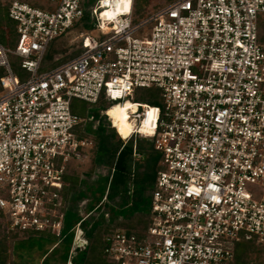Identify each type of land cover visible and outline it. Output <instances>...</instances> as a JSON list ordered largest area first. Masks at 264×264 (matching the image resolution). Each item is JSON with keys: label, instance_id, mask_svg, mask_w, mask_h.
I'll list each match as a JSON object with an SVG mask.
<instances>
[{"label": "built area", "instance_id": "1", "mask_svg": "<svg viewBox=\"0 0 264 264\" xmlns=\"http://www.w3.org/2000/svg\"><path fill=\"white\" fill-rule=\"evenodd\" d=\"M0 1L18 33L14 49L0 43V210L12 229L62 232L64 216L56 224L51 211L71 162L93 146L79 128L99 124L76 113L74 99L114 106L156 88L161 105L131 101L127 135L112 106L101 110L124 144L134 140L136 157L139 139L161 156L147 234L117 229L106 253L117 264H229L247 241L264 264V0H173L139 22L135 0ZM87 10L108 37L81 34L77 56L40 73L50 42ZM9 53L28 78L14 74Z\"/></svg>", "mask_w": 264, "mask_h": 264}, {"label": "trees", "instance_id": "2", "mask_svg": "<svg viewBox=\"0 0 264 264\" xmlns=\"http://www.w3.org/2000/svg\"><path fill=\"white\" fill-rule=\"evenodd\" d=\"M149 1L150 0H135V12H140V8H144L143 3L145 4ZM3 4L4 3L0 1V5L2 6ZM32 4L37 5L35 3ZM1 13H4L3 10L0 11V16L2 15ZM147 14L148 13H144V16ZM7 15L9 17V8ZM81 20L87 25L93 24L91 22L90 11L87 10ZM16 26L17 25H15V32L17 33ZM77 26L78 22L75 27ZM93 27L94 24L92 25V28ZM2 28L4 31L11 32V29L7 25ZM259 31L260 41L264 43V19L260 21ZM6 45H10V39ZM151 101L154 102L155 100L151 99ZM97 104L104 107V109H109L112 106V103L104 99H101ZM97 115L99 118H94L95 120H99V124L96 126L93 135L91 134L93 136V146L91 149L93 151L94 167H97L101 162H105L115 168V172L111 179L110 175H108V179L112 185L108 193V198L111 196L115 197L120 191L126 192L128 189H131V185L134 183L135 185H142L143 188L147 186L153 188L158 171L161 168L160 154H155L153 147L149 152L145 151V147L150 143H148V139H139L137 141V147L138 150L141 149L142 151L139 150L140 158L137 159L134 154V140L124 144V140L118 136L115 128L110 126L107 118L99 114ZM83 125H85V123L79 128L80 137H85V133H81ZM146 154L150 155L147 159L145 158ZM144 159L146 165L145 168L141 170L139 165H142L141 162L144 161ZM66 180L67 186L63 190V197L67 206V204L73 201L75 196L82 194L80 187L83 180L80 179L79 174H70L69 170L66 174ZM104 195L105 191L101 194L102 199ZM66 206L62 209L65 214L64 225L60 235L53 232L51 229L45 231L8 230L6 216L3 211L0 210V218L5 223H0V264H117L105 251L107 244L106 237L117 229H126L132 234L145 236L148 228L153 222L151 211L148 210L127 217H113L109 220L90 223L89 220H87L91 215L90 213L99 206V202H95L88 205L86 214L83 215V218H79L76 222L72 223L68 217L69 209ZM79 222H81L87 244L84 248H76L75 252H72V246L76 235V226ZM68 234L72 236V242L70 246H62L60 238ZM41 237L48 240V242L38 249L37 246ZM234 252V260L229 264H263L262 248L255 242H239L235 245ZM80 253H82L81 257L77 258ZM14 254H16V258H14Z\"/></svg>", "mask_w": 264, "mask_h": 264}, {"label": "rangeland", "instance_id": "3", "mask_svg": "<svg viewBox=\"0 0 264 264\" xmlns=\"http://www.w3.org/2000/svg\"><path fill=\"white\" fill-rule=\"evenodd\" d=\"M28 3H35L41 7H46L49 0H23ZM97 0H86V8H92ZM173 0H150L148 3H143L144 8H140V12L134 13V21L139 22L144 18V13H150L151 11L162 7L164 5L169 4ZM3 2V1H2ZM4 4L0 5V11L3 10L4 13H1L0 16V43L6 44L10 39V45L12 49L16 46V40L18 34L15 32V21L11 20L8 15V8L10 3L8 1L3 2ZM264 19V16L262 17ZM7 25L11 32H7L3 30V26ZM93 24H86L81 19L78 21V26L71 28L62 36L54 39L50 42L49 48L47 53L45 54L43 64L40 70V73L49 69L54 68L59 63L67 61L75 56H77L82 51V39L81 34L90 33L94 35L97 39L103 40L108 37V35L102 34L98 29L94 27L92 28ZM150 27H147L144 31L139 32L135 35V37L143 38L147 31H149ZM9 62L11 64L12 70L14 74L19 76L20 78H28L29 72L21 67V58L16 56L13 53L8 54ZM8 70L5 67H0V76L7 75ZM131 101H139V102H149L154 105H161L163 99L159 90L156 88H147V89H138L134 94L133 98L128 97ZM155 100L154 102L151 101ZM73 108L76 113L81 115L84 118L94 117L99 118L97 114L101 115V110H104V107L99 106L98 104L90 103L81 99H74L73 100ZM95 124H97L95 122ZM94 122L86 123L81 128V133H85V138L92 140L93 142V133L95 132L96 125ZM92 134V135H91ZM147 147H145V151L149 152L152 150L153 144L152 141L148 140ZM141 150V149H139ZM155 154H157L156 150L153 147ZM142 151V150H141ZM149 154H146V159L149 158ZM136 157V156H135ZM137 159L140 156L136 157ZM148 161V160H147ZM142 165L140 169L143 170L145 168L146 162H141ZM93 164V151L92 149L85 150L82 152L81 158L76 159L75 161L71 162L69 166V173L75 174L80 176V179L83 180L81 184V192L82 194L77 195L73 198V201L69 204L65 203V200L62 201L59 209L52 210L51 213L55 214L57 217L56 224L58 221L62 219L64 216L63 208L66 206L69 209L68 217L72 223L76 222L77 219L83 218V215L86 214L87 207L90 203L99 202V206L95 208L92 213H90L89 220L90 223L94 221H101V220H109L113 217H127L132 214L141 212V211H148L151 209L152 206V188L147 186L145 188L142 185H131V189L125 191H120L116 194L115 197L111 196L107 200H103L101 197L102 192L109 191L112 187L108 175L111 174L112 166L106 164L105 162H101L97 167H94ZM94 167V168H93ZM92 170V171H91ZM67 186V185H66ZM65 186V187H66ZM64 198V197H63ZM58 208V207H57ZM54 216V215H53ZM50 215V218L53 217ZM87 217V216H86ZM85 217V218H86ZM0 223H4L3 220L0 218ZM6 221V220H5ZM5 224V223H4ZM6 225L8 226V230H13L9 222L6 221ZM63 226V221H62ZM58 228H52L51 230H55L57 233ZM54 232V231H53ZM84 231L82 226H76V235L74 238V243L72 246V252H75L76 248H84L86 244V240L84 238ZM63 245L70 246L72 242V236L68 234L65 237L60 238ZM48 240L45 238H40L39 244L37 246L38 249L44 246ZM80 246V247H78ZM82 253H80L77 258H80ZM16 254H14V258H16ZM72 264V263H69Z\"/></svg>", "mask_w": 264, "mask_h": 264}, {"label": "bare ground", "instance_id": "4", "mask_svg": "<svg viewBox=\"0 0 264 264\" xmlns=\"http://www.w3.org/2000/svg\"><path fill=\"white\" fill-rule=\"evenodd\" d=\"M127 1V0H124ZM110 11L105 12V15L110 14ZM132 102L127 101L124 104H116L110 108L109 113L113 116L116 125L119 127L120 134L127 135L131 131V124L128 121V109L131 108Z\"/></svg>", "mask_w": 264, "mask_h": 264}]
</instances>
